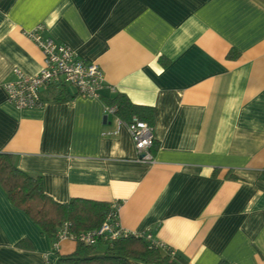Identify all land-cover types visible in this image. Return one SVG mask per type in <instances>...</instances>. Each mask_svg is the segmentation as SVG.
Returning <instances> with one entry per match:
<instances>
[{"label":"crops","instance_id":"obj_1","mask_svg":"<svg viewBox=\"0 0 264 264\" xmlns=\"http://www.w3.org/2000/svg\"><path fill=\"white\" fill-rule=\"evenodd\" d=\"M39 23L98 64L99 97L50 85L40 106L7 100L14 67L42 66L25 34ZM116 93L152 108V163L104 114ZM0 152L58 202L119 201L123 228L187 264H264V0H0ZM53 239L0 186V264H66L76 242Z\"/></svg>","mask_w":264,"mask_h":264},{"label":"trees","instance_id":"obj_2","mask_svg":"<svg viewBox=\"0 0 264 264\" xmlns=\"http://www.w3.org/2000/svg\"><path fill=\"white\" fill-rule=\"evenodd\" d=\"M235 58L237 54L230 53ZM161 62L165 64L162 59ZM67 94L61 98L69 99L67 85H60ZM104 105L115 106V116L128 121L132 115L151 123L153 110L148 106L133 104L122 93L113 97H103ZM0 186L11 204L21 209L39 229L50 238L55 236L63 221L71 223V230H87L98 227L109 211V203L84 198H71L58 202L45 193L39 175H31L15 166L12 155L0 152ZM102 247V249H100ZM130 259H139L156 264H187L180 256L170 255L163 248H153L140 237L127 236L116 239L111 244L84 245L77 242L75 250L58 258L66 264H130ZM216 264H229L219 260Z\"/></svg>","mask_w":264,"mask_h":264},{"label":"built area","instance_id":"obj_3","mask_svg":"<svg viewBox=\"0 0 264 264\" xmlns=\"http://www.w3.org/2000/svg\"><path fill=\"white\" fill-rule=\"evenodd\" d=\"M45 26L41 23L25 31V34L37 45L42 53V66L38 73L28 75L14 67V77L2 83L7 100L17 108L40 106L43 100L40 91L50 85L72 86L76 94L99 97L104 86V77L98 64L79 57L68 45L57 42L44 34ZM105 115H115V106H103ZM133 141L136 159L144 163L154 161L152 125L132 115L125 121ZM119 201L109 203V211L102 223L95 228L73 232L71 223L63 221L57 228L51 243L56 249L61 239H70L84 245L111 244L112 241L135 236L145 240L150 247L163 248L170 255L174 251L160 241L153 240L147 232H132L123 228L118 219Z\"/></svg>","mask_w":264,"mask_h":264}]
</instances>
